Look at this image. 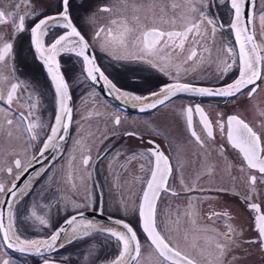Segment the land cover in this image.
I'll return each mask as SVG.
<instances>
[{"label": "flooded vegetation", "instance_id": "af4514ba", "mask_svg": "<svg viewBox=\"0 0 264 264\" xmlns=\"http://www.w3.org/2000/svg\"><path fill=\"white\" fill-rule=\"evenodd\" d=\"M137 1L141 6L145 4L143 6H147V8L150 4L164 5L169 9L164 18L175 16L177 25L182 23L179 19V8L188 2V6L182 8L185 12L183 16L185 19L195 17V14L191 11L194 0H190L193 3L189 0H182L178 3L175 0H73V19L75 23L80 25L84 24V18L95 14L94 24L82 30L92 44V51L97 64L121 91H127L132 95L149 96L151 92L158 91L164 84L171 83V78L155 70L147 69L143 64L114 59L107 52L101 51L100 45L106 36V32L101 34V39H92L94 32L101 27L107 29L112 19L126 16L131 22L132 4ZM214 1L216 3L210 4V7L205 8L204 12L219 21L223 28L218 27L214 35L211 29L208 28L200 40L202 48H198V51L201 54L196 61L186 64L177 61L180 64L179 76L181 82L204 87H220L223 84L232 82L238 75L234 67L222 79L220 78L223 61L229 59L225 49L230 44H234V34L228 31L231 14L228 12L227 7L219 5L218 0ZM52 3L53 0H37L35 8L36 10H47ZM260 3L264 5V0H257V13L260 10L258 9ZM16 5L17 0H0V10L5 13L24 15L34 10L32 7L26 6L23 0H21L19 9L16 8ZM102 5H108L112 11H99L98 9ZM173 5L178 6L175 11L172 9ZM6 19L8 20L7 23L0 24V36L9 41L15 39V43L13 56L5 62H0V91L6 97L10 83L17 82V80L21 82V90L18 93V99L12 105V111L8 112L0 107V182L10 186L15 181L17 173L14 170L13 175L9 176L3 170L11 166L12 160L16 157L21 158L27 164L34 154V149L28 145V137L24 133L23 125L15 120L14 113L23 111L25 115L28 114V97L30 95L36 104V107L32 109L35 116L34 122L48 125L54 120L57 105L54 90L45 70L42 69L39 62L33 59L32 52L29 50L27 35H15L11 16H7ZM254 30L257 43L264 45V34H262L259 15L256 18ZM133 38L134 36L130 37L129 40L131 41ZM190 47L191 44L186 43L185 53ZM236 47L238 48V45ZM203 48L208 49V51H203ZM129 51H135L131 44L129 45ZM58 59H60L62 70L69 83L72 102L70 131L65 147L62 151H59L55 161L47 168L49 169L47 175L36 186L37 191L40 190L41 186L46 187L48 189L47 195L57 194L60 208L59 210L53 208L52 216L58 215L53 219L59 221L62 218L61 216L73 211L69 206L66 210L63 209L66 204L67 192L62 185H64L66 177L64 171L73 162H76L84 172L83 177L89 188L86 194L90 196L89 206L81 209V211H96L101 203L104 214L127 220L123 214L125 207L128 206L121 203L122 199L126 200V191L122 190L119 185L117 175L118 159L112 152L120 144H125L131 152H136L139 155V153L151 147L148 143L149 140H155L165 155L168 156L174 168L173 176L169 181L171 191L162 193L157 202L158 221L161 226L166 228L182 224L190 231L192 230L197 237V245L193 249L186 250L197 256L201 264H208V260L213 259L216 255L215 242L227 243L223 234L227 232L226 225H230L236 233H242L241 239L244 242L240 243L239 247L232 246V250L222 259L216 260L215 264H243V261H248V259L253 261L252 264H256L260 253H264V250L261 249L259 243L248 242L256 239V232L252 227V216L254 214L243 203L242 198L245 195L236 188L233 191L226 188V182L223 180L225 175L220 167H216L218 161L213 159L212 156L210 160L212 163L209 164L200 162L194 164L191 162L192 160H201L199 159V153L210 156L212 150L220 149L221 144L224 145L223 150L227 151L231 164L237 166V168L240 166V156L237 150L227 144L218 131H214L215 140H208L203 134L198 119L194 122L197 132L201 134L202 139H205V147L201 148L197 145L186 130L181 111L185 106L200 104L212 121H216L221 117L226 119L228 115H239L259 132L261 125L264 124V82H259L258 90L251 98L246 93L235 98L201 97L181 93L174 97L171 102L157 109L132 113L114 105L93 81L86 79L81 71V61L74 54H61ZM185 69H187V72H185ZM176 71L175 67L171 69L172 74H175ZM4 77L9 79L5 81ZM113 91L115 92V90ZM164 109H166V112H163ZM116 115L121 118V124L118 126L114 124ZM6 119H13L14 124L8 126ZM166 120L168 125L171 126H163ZM125 132H136L142 139L135 136H126L124 135ZM98 155L99 159H97ZM84 156L91 157L88 166L82 163ZM139 157L144 166L142 168L144 181L148 176L149 165L146 158L140 155ZM120 177L122 178V174H120ZM181 177L184 180L183 185L180 183ZM196 179L200 181L199 184L195 183ZM189 188L192 190L188 191ZM221 188L227 191H218ZM172 192L176 195H172ZM258 193L259 191H256L253 195L252 202L261 204L262 209H264V203L262 202L264 196L260 198L257 196ZM82 195H85V191ZM4 198L0 196V200ZM111 199H114V202L111 203ZM52 203L55 205L57 199L53 198ZM190 204L192 205L191 208H189ZM22 209L23 205H21ZM225 211L229 214L227 218L213 216L211 220L208 219L210 213H223ZM189 213L194 214L189 215ZM193 219L195 223L192 222ZM245 221L249 223L250 233H252L251 236H247L248 238H244L243 234ZM15 227L21 238L40 239L50 234L48 230L40 231L37 227H30L19 213L17 214ZM139 236L143 237V240H141V237L140 240L144 244L143 234L140 233ZM209 238H211L212 247L208 246L207 241ZM83 241L89 242L90 240L85 238L84 240H77L73 244ZM145 242L147 243V241ZM73 244L42 257L7 248L4 245L2 235H0V259H8L10 264H39L45 258L78 264L73 262L72 255L68 256ZM244 245H247L246 248ZM200 250L205 253L203 257L199 255ZM209 252L212 253V256H208ZM156 264H159V262Z\"/></svg>", "mask_w": 264, "mask_h": 264}, {"label": "snow or ice", "instance_id": "6c2138e0", "mask_svg": "<svg viewBox=\"0 0 264 264\" xmlns=\"http://www.w3.org/2000/svg\"><path fill=\"white\" fill-rule=\"evenodd\" d=\"M36 2L37 0H23L26 6L34 9L31 13L24 15L5 13L0 10V24L7 23L6 17L11 16L14 34L27 35L33 59L40 63L50 80L57 109L52 123L48 125L36 123L32 111L36 104L29 95L28 114L25 115L23 111L14 113L15 120L23 125L24 133L28 137V145L34 149V154L27 164L21 158L16 157L12 160L11 166L3 170L9 176L13 175L14 170L17 174L15 181L10 186L0 182V196L6 197V199L0 200V235H2L7 248L37 255L66 248L77 240L88 238L91 241L97 236H103L105 243H110L113 240L116 242L118 255L112 259L101 260L100 251L104 244H101L98 249L96 245L89 243L86 252L82 253L88 264H139L143 245L137 230L126 219H111L110 224L104 226L92 220H86L84 212L81 211L89 206L90 201H86L84 204L73 203V211L59 221H55L52 216L53 208L55 207L57 210L60 208L57 194L47 195L48 189L44 186H41L39 191L36 190V186L47 175L49 169L44 168L43 165L39 169H35L33 165L47 151L53 148L60 149L58 141L63 138V133L68 130L71 123L69 83L58 58L61 57V54H74L81 61V71L86 79L93 82L102 80L110 94L112 90H115L125 100L136 102L134 106L140 105V111L164 106L181 93L201 97L226 98H235L246 93L251 98L257 92L259 82H264V45L257 43L254 30V24L257 15H259L262 34H264V7H261L257 13V0H218L219 5L227 7L231 14L228 31L234 34V44H230L225 49L229 59L223 61L220 78L222 79L234 67L238 73L232 82L220 87L197 86L180 81V64L177 61H180L181 64L196 61L201 54L198 51V48H202L200 40L208 28L211 29L213 35L218 27L223 28L219 21L210 17L207 12L198 10L195 6L191 9L195 17L191 19L180 17L182 23L179 25H177L175 16L165 19L163 15L157 17L153 12L152 17L145 16L142 19L134 12L131 22L126 16L120 17L112 19L107 29L101 27L96 30L92 37L93 40L101 39V34L106 32L100 48L110 57L143 64L147 69L155 70L171 78V83L164 84L158 91L151 92L149 96H143L121 91L96 63V57L91 51L92 44L82 30L94 24L95 14L84 18V24L78 25L73 19V0H53L47 10H36ZM20 6L21 0H17L16 8L19 9ZM177 7V5H173V11ZM98 10L101 12L112 11L108 5H102ZM133 36L134 38L130 41L129 38ZM14 43L15 39L9 41L0 36V62H5L13 56ZM186 43L191 44L187 53H185ZM130 44L135 51H129ZM203 51H208V49L203 48ZM173 67L177 69L175 74L171 72ZM3 79L7 81L9 78L4 77ZM20 90L21 82L17 80V82L10 83L6 97L0 91V107L11 112ZM181 116L190 138L201 148L205 147V139H202L201 134L196 130L194 121L197 119L208 140H215L214 131H218L227 144L237 150L240 156V171L247 170L248 172V193L242 198L243 203L254 214L252 227L256 232V239L248 242L259 243L261 249L264 250V209L261 204L252 202L257 185L264 184V124L261 125V130L258 132L239 115H228L226 119L221 117L212 121L200 104L183 107ZM6 123L8 126H12L14 120L6 119ZM114 124L117 126L121 124L119 115L114 117ZM124 135L142 139L136 132H125ZM148 143L151 147L139 153L141 157L146 158L149 165L148 176L144 180L142 195L134 209L140 233L143 234L148 246L153 249L159 264H201L200 259L182 248L179 242L169 235L165 227H162L158 221L157 202L162 193L171 191L169 181L173 176L174 168L168 156L155 140H149ZM223 147L224 145L221 144V154ZM132 158L135 159L136 155L134 154ZM97 159H99V155ZM90 161V156H84L82 163L88 166ZM141 167L144 166L141 165ZM29 169L35 172V176L27 184H18L16 181H21ZM180 183L184 184L182 177ZM187 190L191 191L192 189ZM218 191L226 192L227 190L221 188ZM171 194L176 195L174 192ZM53 198L57 199L55 205L52 203ZM21 205H23L22 210ZM191 207L190 204L189 208ZM66 209L67 204H65ZM124 211L127 212L126 207ZM18 213L30 227H37L40 231L48 230L50 234L40 239L21 238L15 227ZM193 214L189 213V215ZM228 215L227 211L214 212L209 214L208 219L211 220L213 216L227 218ZM192 222L195 223V220L193 219ZM226 227L227 232L223 235L227 243L215 242L216 255L213 259L208 260V264H215L216 260L222 259L232 250V246L239 247L240 243L244 242L241 239L242 233H236L230 225H226ZM207 243L209 247L213 246L211 238ZM195 247L196 245H193V248ZM199 255L203 257L204 251L200 250ZM208 256H212V253L209 252ZM0 264H10V262L8 259H0ZM43 264H56V262L45 258Z\"/></svg>", "mask_w": 264, "mask_h": 264}, {"label": "rangeland", "instance_id": "374dc122", "mask_svg": "<svg viewBox=\"0 0 264 264\" xmlns=\"http://www.w3.org/2000/svg\"><path fill=\"white\" fill-rule=\"evenodd\" d=\"M181 1L182 0H175V2L177 3ZM190 2L193 3V1H190ZM215 3L216 2L214 0H194L192 7L195 6L198 10L204 11L205 8L208 9L210 7V4H215ZM143 5L141 6L139 1L132 4L131 15L133 16L135 12V14L139 15L140 17L142 16L141 18L143 19L145 16L152 17L153 12H155V15L157 17L168 14L169 9L166 8L164 5L150 4L148 8L147 6H143ZM187 6H188V2L183 7H187ZM183 7L180 6L179 8V14H180L179 17H184L183 15H185L184 14L185 12L182 10ZM261 7H264L263 3H260L258 9H260ZM163 112H166V109H164ZM110 117H111V114L109 115V119ZM163 126H171V125H168V121L166 120ZM112 153L118 159V165H117L118 174L117 175L119 179V185L122 190L126 191V194H125L126 200L125 199L121 200L122 204H124L125 206L127 204L128 206L127 212L126 214L124 212L123 216L127 218L128 222L133 224L138 234H140L139 232L140 230L137 226L136 214H135L134 209L139 202V198L141 196V190L144 185V181L142 177L143 169L141 167L142 165L141 159L136 152H133V151L131 152L128 149L127 145L125 144H120V146H118L115 149V151ZM117 153H119V155H117ZM134 154L136 155L135 159L132 158ZM211 156L213 159H216L218 161V164L216 165V167H220L222 169V173L225 175L223 180L224 182H226L225 183L226 188L227 189L230 188L231 191H233V189L236 188L238 191L246 195L248 193V185H247L248 172L247 170H245L244 172H241L240 166L238 168L237 166H233L229 160L227 151L223 150L221 154L220 149H214L212 150L210 156H208L207 154L199 153V159L201 160L194 161L191 159L192 160L191 162H193L194 164H196V162L197 163L200 162L202 164L204 163L209 164V163H212L210 161ZM199 166L201 167L200 164ZM64 173H65L64 176L66 177L63 183L64 185L62 186L64 190L67 192V199L65 200L67 204V208L69 206L70 209L73 210L72 209L73 203L84 204L86 201H90L89 194H86L87 193L86 191H89V188L87 185V181L83 177L84 172L82 168L78 166L76 162H73L72 165L69 166L68 169L64 171ZM120 174H122V178L120 177ZM195 183L199 184L200 181L196 179ZM84 191H85V195H82ZM256 191H259L257 195L258 197L260 198L263 197L264 196L263 194L264 184H258ZM113 200L114 199H111L110 202L111 203L114 202ZM262 202L264 203V200ZM63 209L65 210V206L63 207ZM56 216L58 215H55L53 217H56ZM61 217H64V215ZM248 222L250 223V220ZM248 222L245 221V229L243 233L244 238H248L249 236L252 235V233H250V225ZM165 229L169 235H171L174 239H176L179 242L182 248L193 249V245H197V237L195 236L194 232L192 230L190 231V229H188L187 227H184L182 224L166 227ZM140 237H141V240H143V237L142 236ZM143 243L144 244H142L143 249H142V254L139 260V264L158 263L159 261L157 260V257L153 249L150 248L145 241H143ZM91 244L96 245L98 249L101 247V244L106 245V247L103 246L102 250L100 251L101 260H104L105 258L112 259L115 257V255H118L117 245L114 240L111 241L110 243L105 244L104 237L97 236L95 240L91 242ZM244 246L246 248L247 245H244ZM87 247L88 246H83V245H78V247H75L74 249L75 252L72 253V256H71L73 259V262H76L78 264H88V262L82 256V253L86 252ZM252 262L253 261L251 259H248V261L244 260L243 264H252ZM256 264H264V253H260V256Z\"/></svg>", "mask_w": 264, "mask_h": 264}, {"label": "water", "instance_id": "95a60500", "mask_svg": "<svg viewBox=\"0 0 264 264\" xmlns=\"http://www.w3.org/2000/svg\"><path fill=\"white\" fill-rule=\"evenodd\" d=\"M91 51H92V49H91ZM96 63H97V61H96ZM94 83L103 92V94L107 97V99L110 102H112L114 105L119 107L120 109H122L124 111H127V112H132V113L143 112V111L139 110L140 105L136 104V106H134V104L136 102H130V101H126V100L122 99L113 90H112V92L110 94L108 87L104 84V82L102 80L96 81ZM69 106L72 109L71 100L69 102ZM147 110H152V109H147ZM147 110H145V111H147ZM69 131H70V127L68 128L67 131H65L63 133V138L58 141V143L60 144V149L57 150V149L53 148V149L47 151L44 154V156L38 162H36L33 165V167L35 169H39L42 165H43L44 168L47 169L55 161V159L59 155V151H62L63 148L65 147L66 143H67L68 136H69ZM34 175H35V172L32 169H29V172L25 173V175L21 178V181H16V182L18 184H22V185L23 184H27V183H29V181L31 180V178ZM4 199H6V197ZM83 212H84V219L92 220L93 222H96V223H98L99 225H102V226L109 225L110 222H111V219H117L118 218V217H114V216H110V215L104 214L102 212V209H101V203H100V206H99L98 210H96V211H83ZM119 219H122V218H119ZM5 221H6V209H5ZM50 253L51 252H44L43 255H37V254H34V253H27V254H31V255H35V256H42L43 257V256L49 255ZM50 260H54V259H50ZM43 261H41L39 264H43ZM54 261L56 262V264H73V263L61 262V261H58V260H54Z\"/></svg>", "mask_w": 264, "mask_h": 264}, {"label": "trees", "instance_id": "16d2710c", "mask_svg": "<svg viewBox=\"0 0 264 264\" xmlns=\"http://www.w3.org/2000/svg\"><path fill=\"white\" fill-rule=\"evenodd\" d=\"M98 237H100V236H98ZM101 237H103V236H101ZM94 240H95V239H94ZM94 240H93V241H94ZM96 240H97V239H96ZM100 241H102V240H100ZM89 243H91V241H89V242L83 241V242H81V243H75V244H73V247L70 248V253H68V256L72 255V253L75 252L74 249H75V247H78V245L88 246ZM105 244H106V243H105ZM112 245H113V243H112ZM104 247H106V245H104ZM110 253H111V251H110ZM110 253H109V254H110Z\"/></svg>", "mask_w": 264, "mask_h": 264}, {"label": "bare ground", "instance_id": "6f19581e", "mask_svg": "<svg viewBox=\"0 0 264 264\" xmlns=\"http://www.w3.org/2000/svg\"><path fill=\"white\" fill-rule=\"evenodd\" d=\"M119 95V94H118ZM122 98V97H121ZM122 99H124V98H122ZM125 100V99H124ZM126 101H130V102H134V101H131V100H126ZM133 225V224H132Z\"/></svg>", "mask_w": 264, "mask_h": 264}]
</instances>
